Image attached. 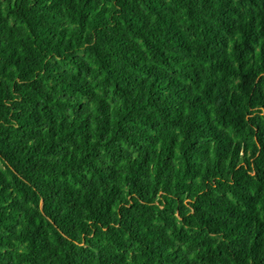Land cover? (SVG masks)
<instances>
[{"label": "trees", "instance_id": "obj_1", "mask_svg": "<svg viewBox=\"0 0 264 264\" xmlns=\"http://www.w3.org/2000/svg\"><path fill=\"white\" fill-rule=\"evenodd\" d=\"M0 264H264V0H0Z\"/></svg>", "mask_w": 264, "mask_h": 264}]
</instances>
